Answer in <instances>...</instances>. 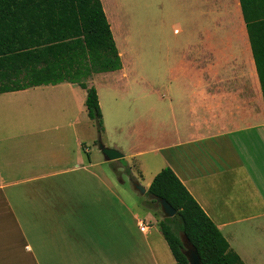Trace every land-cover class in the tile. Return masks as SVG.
<instances>
[{
	"label": "crops",
	"instance_id": "obj_1",
	"mask_svg": "<svg viewBox=\"0 0 264 264\" xmlns=\"http://www.w3.org/2000/svg\"><path fill=\"white\" fill-rule=\"evenodd\" d=\"M109 1L122 69L88 85L104 121L102 94L136 99L126 149L104 146L124 154L147 192L171 169L241 261L264 264V97L240 0V30L200 35L196 48L186 39L160 84L130 80L131 19L116 21ZM224 2L206 0L208 12L223 17ZM86 99L68 83L0 95V264H177L161 232H141L138 192L90 146Z\"/></svg>",
	"mask_w": 264,
	"mask_h": 264
},
{
	"label": "trees",
	"instance_id": "obj_2",
	"mask_svg": "<svg viewBox=\"0 0 264 264\" xmlns=\"http://www.w3.org/2000/svg\"><path fill=\"white\" fill-rule=\"evenodd\" d=\"M240 5L264 97V0H240ZM121 69L101 0H0V95L77 85L87 92L88 117L102 136L98 93L88 82L96 74ZM146 196L161 214L153 198L166 200L177 211L160 223L177 264H189L182 235L197 249L202 264H244L171 169L154 178Z\"/></svg>",
	"mask_w": 264,
	"mask_h": 264
},
{
	"label": "rangeland",
	"instance_id": "obj_3",
	"mask_svg": "<svg viewBox=\"0 0 264 264\" xmlns=\"http://www.w3.org/2000/svg\"><path fill=\"white\" fill-rule=\"evenodd\" d=\"M109 2L116 21L127 24L131 19L129 30L124 28V33L128 35L127 49L132 65L129 72L130 80L168 83L172 55H175L176 49L186 47V39L192 36L189 42L196 48L200 44V35L231 33L232 27L239 24V7L232 0H225L223 17L211 15L208 12L206 0H110ZM237 30H240L239 25ZM102 95L106 116L104 128L107 122L108 131L99 136L96 122L89 120V124L83 125L97 133V139L90 146L98 159L100 143L126 149L124 147L128 138L125 127H128L131 122L126 118L130 116L128 113L134 111L132 100L136 99L130 95L127 97L126 104H122L121 100L115 99L114 93L112 94L114 102L108 95ZM134 96L137 97V93ZM125 112L127 114L123 116ZM56 121L60 123L58 118ZM113 166L114 168L107 166L108 172L113 169V175L123 178L129 192L134 194L125 159L114 162ZM154 171L151 169L147 177H150ZM134 182H139L143 187L146 185L140 179H134ZM136 196L138 205L135 213L142 217L146 215L145 222L154 227L157 232H161L160 223L164 220V215L159 209L150 205L147 196H141L139 193Z\"/></svg>",
	"mask_w": 264,
	"mask_h": 264
},
{
	"label": "water",
	"instance_id": "obj_4",
	"mask_svg": "<svg viewBox=\"0 0 264 264\" xmlns=\"http://www.w3.org/2000/svg\"><path fill=\"white\" fill-rule=\"evenodd\" d=\"M99 150L103 154L105 160L108 162H117L125 159V156L122 153L113 149L106 148L101 143L99 144ZM133 187L135 191L138 192L141 196L147 195V190L143 186H141V184L133 183ZM153 200H156L158 205L161 207L165 219H173L177 215V211L173 209V207L166 200L159 198H153ZM180 238L184 248L183 254L188 260V263L202 264L199 253L197 249L192 245L190 240L184 235H182Z\"/></svg>",
	"mask_w": 264,
	"mask_h": 264
},
{
	"label": "built area",
	"instance_id": "obj_5",
	"mask_svg": "<svg viewBox=\"0 0 264 264\" xmlns=\"http://www.w3.org/2000/svg\"><path fill=\"white\" fill-rule=\"evenodd\" d=\"M151 227L150 224L140 222V228L142 233H147L149 231V228Z\"/></svg>",
	"mask_w": 264,
	"mask_h": 264
}]
</instances>
